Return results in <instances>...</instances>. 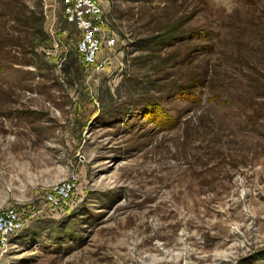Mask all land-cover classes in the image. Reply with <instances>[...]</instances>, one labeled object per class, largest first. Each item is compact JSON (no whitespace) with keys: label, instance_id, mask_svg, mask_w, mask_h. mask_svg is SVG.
Here are the masks:
<instances>
[{"label":"rangeland","instance_id":"obj_1","mask_svg":"<svg viewBox=\"0 0 264 264\" xmlns=\"http://www.w3.org/2000/svg\"><path fill=\"white\" fill-rule=\"evenodd\" d=\"M103 2L89 74L61 0H0V264H264V0Z\"/></svg>","mask_w":264,"mask_h":264},{"label":"built area","instance_id":"obj_2","mask_svg":"<svg viewBox=\"0 0 264 264\" xmlns=\"http://www.w3.org/2000/svg\"><path fill=\"white\" fill-rule=\"evenodd\" d=\"M61 8L64 25L58 36L70 39L80 64L89 74L104 72L111 64L118 38L110 26L103 0H61ZM78 182V174L72 172L54 183L44 195L45 205L55 211L66 206L78 188ZM26 221L16 207L1 211L0 247H6L11 236L25 227Z\"/></svg>","mask_w":264,"mask_h":264},{"label":"trees","instance_id":"obj_3","mask_svg":"<svg viewBox=\"0 0 264 264\" xmlns=\"http://www.w3.org/2000/svg\"><path fill=\"white\" fill-rule=\"evenodd\" d=\"M76 52V51H75ZM77 54V53H76ZM77 57H78V55H77ZM78 59H79V57H78Z\"/></svg>","mask_w":264,"mask_h":264}]
</instances>
